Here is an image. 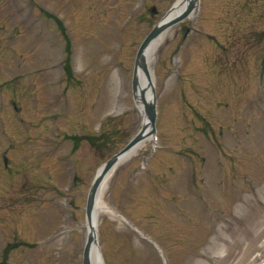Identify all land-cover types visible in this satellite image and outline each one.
Instances as JSON below:
<instances>
[{"label":"rangeland","instance_id":"374dc122","mask_svg":"<svg viewBox=\"0 0 264 264\" xmlns=\"http://www.w3.org/2000/svg\"><path fill=\"white\" fill-rule=\"evenodd\" d=\"M176 2L0 0V264H82L93 180L144 124L138 49ZM199 5L151 63L156 134L103 196L106 264H264V0Z\"/></svg>","mask_w":264,"mask_h":264},{"label":"water","instance_id":"95a60500","mask_svg":"<svg viewBox=\"0 0 264 264\" xmlns=\"http://www.w3.org/2000/svg\"><path fill=\"white\" fill-rule=\"evenodd\" d=\"M189 4L187 8L181 13L176 16H172L170 13L163 21H161L154 29L153 31L148 35V37L145 39L143 44L141 45L137 59H136V67H135V79H134V92H137L138 89V79H137V71L139 67L143 68L144 71L149 76L148 67L144 61V53L149 47V45L162 33H164L167 29L172 27L173 25L179 23L183 19H185L192 11L194 6L197 3V0H188ZM154 93V90H153ZM144 94V92H143ZM145 103V110L146 114L149 119V123H146L143 130L139 135H137L132 142L118 155L114 156L107 164L99 171L93 186L90 191L89 199H88V207H87V214L89 222L92 223L93 219V213L96 205L97 195L99 192V188L107 176V174L111 171V169L115 166V164L119 161V158L124 155L125 153L131 151L133 148L136 147V145L141 142L146 134L147 128L151 127L152 132H155V122L157 118L156 114V98L154 94L152 95L151 99L148 101L145 98L143 99ZM91 231L88 236V240L85 246L84 250V256H83V264H104L102 260V256L99 250V245L97 241V234H96V228L92 225Z\"/></svg>","mask_w":264,"mask_h":264},{"label":"bare ground","instance_id":"6f19581e","mask_svg":"<svg viewBox=\"0 0 264 264\" xmlns=\"http://www.w3.org/2000/svg\"><path fill=\"white\" fill-rule=\"evenodd\" d=\"M181 4V7H179L177 9V11L175 12V14L180 13L184 10V8L187 6V2L186 0H179V3ZM166 34L161 35L160 37H158L157 39H155L147 48V50L145 51L144 54V61L145 63L148 65L149 69H150V78L147 76L146 72L143 70V68H139L138 73H137V78L139 81V88L137 91V98H136V103L139 107L140 110L143 111L144 109V102H143V95H142V91L146 93L145 97H149V93L151 92V82L154 84V75L153 72L151 70V63L153 61L154 55L157 51V49L159 48V46L161 45V43L164 41ZM143 143V142H142ZM139 146L136 147V149L132 150L131 152L121 156L119 163L117 164V166L109 173V175L105 178V180L103 181L100 189H99V195L97 198V204H96V213L97 215H99L101 212H112L114 213L110 207H108L105 202L103 201V196L108 188V185L110 183L111 178L113 177V175L115 174L116 170L127 160H129L133 154H135L137 152V150L139 149V147L141 146V144ZM94 224V221H93ZM87 231L90 230V225L87 224L86 226Z\"/></svg>","mask_w":264,"mask_h":264}]
</instances>
